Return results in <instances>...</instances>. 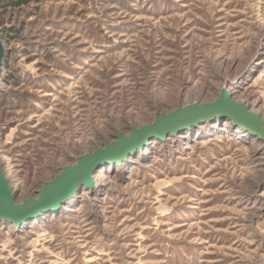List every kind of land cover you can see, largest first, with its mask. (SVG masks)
<instances>
[{
	"label": "rangeland",
	"instance_id": "obj_1",
	"mask_svg": "<svg viewBox=\"0 0 264 264\" xmlns=\"http://www.w3.org/2000/svg\"><path fill=\"white\" fill-rule=\"evenodd\" d=\"M0 34L15 205L187 105L264 121V0H0ZM243 131L199 119L95 169L60 211L0 220V264H264V140Z\"/></svg>",
	"mask_w": 264,
	"mask_h": 264
},
{
	"label": "water",
	"instance_id": "obj_2",
	"mask_svg": "<svg viewBox=\"0 0 264 264\" xmlns=\"http://www.w3.org/2000/svg\"><path fill=\"white\" fill-rule=\"evenodd\" d=\"M5 57L6 49L0 34V78L4 70ZM208 116L230 118L234 125L243 127L264 140V121L252 118L223 101L193 103L166 114L153 123L133 131L130 135L86 155L76 164L65 169L53 181L48 182L42 188L38 198L22 204L15 205L12 203L8 181L4 178L0 165V219L10 221L16 225L20 224L26 219L40 214L65 187L96 168L99 164L115 160L121 156L125 158L132 151L146 145L152 139L168 135Z\"/></svg>",
	"mask_w": 264,
	"mask_h": 264
},
{
	"label": "bare ground",
	"instance_id": "obj_3",
	"mask_svg": "<svg viewBox=\"0 0 264 264\" xmlns=\"http://www.w3.org/2000/svg\"><path fill=\"white\" fill-rule=\"evenodd\" d=\"M263 74H264V71H263ZM227 119H229L231 122H232V120L230 119V118H227ZM234 125V124H233ZM234 126H238V125H234ZM238 127H240V126H238ZM242 129H244V131L243 132H246L247 130L245 129V128H243V127H241ZM246 130V131H245ZM249 132V131H248ZM173 133V132H172ZM171 134V133H170ZM166 136H169V135H163V136H160V137H157V138H161V137H166ZM155 139V138H154ZM153 140V139H152ZM147 145V144H146ZM146 145H144V146H146ZM138 149H141V148H137L136 150H134V151H137ZM134 151H132L133 153H134ZM132 152L130 153V154H132ZM136 154V153H135ZM123 156H121V157H119V158H117V159H115V160H110V161H105V162H103V163H101V164H99L96 168H94V169H92L91 171H89L87 174H85V175H83V176H81L80 178H78L77 180H75V181H73L71 184H69L67 187H65L63 190H62V192H60L57 196H55L52 200H51V202H49L48 203V206H46L45 207V209L40 213V214H38V215H36V216H33V217H30V218H28V219H26L25 221H23V222H21L20 224H15V226H17L18 228H23L24 226H26V225H29V224H31V223H34V222H36V221H40L42 218L41 217H43L44 216V214L43 213H45V212H47V211H49L50 209H51V211L52 210H56L55 212H58V211H60L62 208V206H60L59 208H58V204L60 203V201H62L63 200V198H64V196L66 195V194H69V192H71L72 190H73V188H75L76 186H78L81 182H83V181H86V180H89L90 179V177L92 178V172L95 170V169H97V168H108V167H112V166H114V164L115 163H117V162H120V164H123L124 163V161L122 160L123 158H122ZM126 157V156H125ZM118 165H119V163H117ZM39 196H40V193H39ZM38 198V197H37ZM11 201H12V203H13V200L11 199ZM43 214V215H42ZM45 214H48V212L47 213H45ZM41 215V216H40ZM0 220H3V219H0ZM3 221H5V220H3ZM10 222V221H9ZM46 234V233H45ZM36 240H38V239H36ZM36 243H38V242H36Z\"/></svg>",
	"mask_w": 264,
	"mask_h": 264
}]
</instances>
